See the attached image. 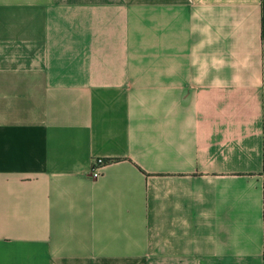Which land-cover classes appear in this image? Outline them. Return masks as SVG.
I'll use <instances>...</instances> for the list:
<instances>
[{
    "label": "crops",
    "instance_id": "1",
    "mask_svg": "<svg viewBox=\"0 0 264 264\" xmlns=\"http://www.w3.org/2000/svg\"><path fill=\"white\" fill-rule=\"evenodd\" d=\"M261 35V0H0V264H264Z\"/></svg>",
    "mask_w": 264,
    "mask_h": 264
},
{
    "label": "built area",
    "instance_id": "2",
    "mask_svg": "<svg viewBox=\"0 0 264 264\" xmlns=\"http://www.w3.org/2000/svg\"><path fill=\"white\" fill-rule=\"evenodd\" d=\"M103 165V160L101 158H95L90 163V177L95 178L99 175V169Z\"/></svg>",
    "mask_w": 264,
    "mask_h": 264
},
{
    "label": "trees",
    "instance_id": "3",
    "mask_svg": "<svg viewBox=\"0 0 264 264\" xmlns=\"http://www.w3.org/2000/svg\"><path fill=\"white\" fill-rule=\"evenodd\" d=\"M262 2V42H263V51H264V0Z\"/></svg>",
    "mask_w": 264,
    "mask_h": 264
}]
</instances>
